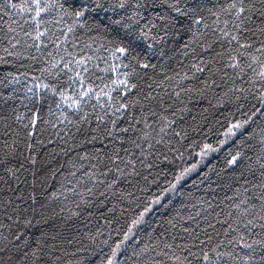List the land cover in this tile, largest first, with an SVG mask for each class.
<instances>
[{
	"label": "snow or ice",
	"instance_id": "obj_1",
	"mask_svg": "<svg viewBox=\"0 0 264 264\" xmlns=\"http://www.w3.org/2000/svg\"><path fill=\"white\" fill-rule=\"evenodd\" d=\"M0 66V264H264V0H0ZM195 97L239 113L238 175L178 200ZM53 205L130 222L65 235Z\"/></svg>",
	"mask_w": 264,
	"mask_h": 264
},
{
	"label": "trees",
	"instance_id": "obj_2",
	"mask_svg": "<svg viewBox=\"0 0 264 264\" xmlns=\"http://www.w3.org/2000/svg\"><path fill=\"white\" fill-rule=\"evenodd\" d=\"M163 50L166 53V56L164 57L160 56L161 49L159 48L154 51H148L147 56L150 62L158 65L161 63H168L166 57L172 56L173 52L169 48H165ZM185 63H187V61H185ZM168 66L173 70H180L179 65L175 62L168 64ZM7 70L9 69L4 68V66H0V76H2ZM157 71L159 72V68ZM189 75H191V73H189ZM9 91L10 89L0 88V92H2L4 96H7ZM209 99L211 100V104H209L208 100H201L199 97H195L194 102L188 105L190 111L184 114L183 127L188 133L189 141L188 144H185L184 148L181 149L184 152L183 161L176 159L174 164H168V162L160 164V169L164 170L168 179H173V175L170 174L173 170L178 172L182 170L183 167L198 164L196 172H193L185 179L184 183L182 182L181 185L178 186V200L187 199L189 194H191V196H205L206 192L209 191V184H211L212 189H215L217 193L223 196L224 192L221 188L227 189V186L230 185L235 176L238 175V172L234 173L227 165L226 161L230 159V152L234 154L238 146V142L242 139V137L240 132H237L235 136L225 138L224 132L229 122H234V120L241 119V117L239 113H236L234 105L221 106L217 104L216 99H212L211 97H209ZM252 103H255V101H252ZM8 104L12 107H17L20 113L26 112L25 108L20 106V100L18 99L15 101L9 100ZM0 107H2V105H0ZM259 123L260 121L257 120V124ZM221 140H225V143L221 144ZM205 143L211 144L216 151L210 152L207 156L202 158L198 155V153ZM189 145H191V147H189ZM158 149L161 152V160H163L164 155L169 156L170 160H172L176 155L175 153L169 152L163 146H158ZM51 166L55 168L59 165L53 163ZM160 169H156L154 171H159ZM205 176H207L208 179H205ZM28 179L31 180L30 175ZM201 181H204V183H201ZM48 183L53 184L55 181L49 178ZM141 183L143 182L141 181ZM53 207L56 206L53 205ZM103 210L104 209H101V211ZM93 211H95V209H93ZM56 212L57 216L53 218V222L60 228L61 231L64 232L65 235H75V229L78 228L81 232L85 231L81 225L82 223H87L88 230L95 232L99 229L100 232L103 233L102 236L97 237V242L106 238L109 234V229L115 228L117 223L123 226L126 218L129 219L130 222V214H127L124 217L117 216L114 223L109 226L106 225L105 220L99 215L87 217L86 214H84L83 219H77L69 212L60 213L58 207H56ZM117 212H119V206L117 207ZM107 216L108 219H113L111 213H107ZM147 219L151 222L154 217L150 216ZM51 223L52 222H50V225ZM142 227L144 231L148 230L147 224ZM139 234L143 235L142 232ZM113 236H115V233H113ZM105 251H107V249H105ZM90 256V250L78 253V257L82 258L85 262L88 261ZM92 259L95 261L96 258L92 257Z\"/></svg>",
	"mask_w": 264,
	"mask_h": 264
},
{
	"label": "rangeland",
	"instance_id": "obj_3",
	"mask_svg": "<svg viewBox=\"0 0 264 264\" xmlns=\"http://www.w3.org/2000/svg\"><path fill=\"white\" fill-rule=\"evenodd\" d=\"M183 183H184V181H183Z\"/></svg>",
	"mask_w": 264,
	"mask_h": 264
}]
</instances>
